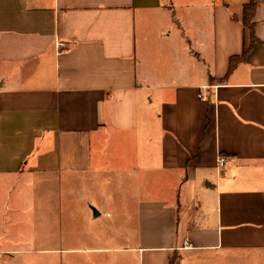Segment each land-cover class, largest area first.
<instances>
[{"label": "crops", "instance_id": "obj_1", "mask_svg": "<svg viewBox=\"0 0 264 264\" xmlns=\"http://www.w3.org/2000/svg\"><path fill=\"white\" fill-rule=\"evenodd\" d=\"M249 1L0 0V232L10 205L61 224L70 179L103 201L85 194L88 218L121 216L127 264L264 256V0L230 69ZM110 165L117 210L92 177Z\"/></svg>", "mask_w": 264, "mask_h": 264}, {"label": "rangeland", "instance_id": "obj_2", "mask_svg": "<svg viewBox=\"0 0 264 264\" xmlns=\"http://www.w3.org/2000/svg\"><path fill=\"white\" fill-rule=\"evenodd\" d=\"M142 111L146 112V109L142 108ZM119 173L118 168L110 165L107 170L98 169L92 175L93 178H110L111 181L104 184V201H108L109 209L113 210H117L123 202L121 191H119ZM71 186L70 179L64 180L62 220L61 224L55 228L44 229L43 225L33 226L30 207H25L22 210V212L24 211L22 216L24 215L28 220L24 223L20 222L19 215L12 212L13 207L10 205L5 210V218L6 221L11 220L12 223L7 225L6 232H0L2 240L0 247L9 250H24L15 251L17 252L15 256H23L25 264H127L131 259L135 261L133 253L125 249L128 244L120 236L123 232L114 222V219L118 220L121 216L115 212L111 218L105 214L93 219L88 218V215L83 212V207L90 206L85 194L93 197L92 189H87L89 185L86 186V183H82L77 191L72 192ZM96 190L100 192L98 189ZM93 199L97 205L102 207L101 199L99 200L97 197H93ZM12 217L16 220L14 224ZM125 233L128 237L135 234L134 230L129 229ZM49 246L57 249L61 247L62 250L53 252L43 250ZM100 248L106 249L100 250ZM61 256L63 257L62 262L60 261ZM194 260L197 261V264H264V256L258 254H251V256L237 254V257H231L226 254L207 253L195 256Z\"/></svg>", "mask_w": 264, "mask_h": 264}, {"label": "trees", "instance_id": "obj_3", "mask_svg": "<svg viewBox=\"0 0 264 264\" xmlns=\"http://www.w3.org/2000/svg\"><path fill=\"white\" fill-rule=\"evenodd\" d=\"M256 9H257V3L255 0H251L244 5L243 22H244V25L250 29L251 41H250V45L244 49L241 55L231 57L230 69H232L239 60H242L245 57L250 47L256 41V36H255V31H254V25H255L254 15H255ZM176 257L177 256H173L169 260L168 264H174Z\"/></svg>", "mask_w": 264, "mask_h": 264}, {"label": "built area", "instance_id": "obj_4", "mask_svg": "<svg viewBox=\"0 0 264 264\" xmlns=\"http://www.w3.org/2000/svg\"><path fill=\"white\" fill-rule=\"evenodd\" d=\"M227 160L225 157L221 156L219 159H218V165L219 166H224L226 164Z\"/></svg>", "mask_w": 264, "mask_h": 264}, {"label": "water", "instance_id": "obj_5", "mask_svg": "<svg viewBox=\"0 0 264 264\" xmlns=\"http://www.w3.org/2000/svg\"><path fill=\"white\" fill-rule=\"evenodd\" d=\"M92 209H93V211H94V214H95V215H98V213H99L98 210H96V208H94V207H92Z\"/></svg>", "mask_w": 264, "mask_h": 264}]
</instances>
